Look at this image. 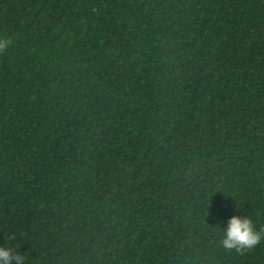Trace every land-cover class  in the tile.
<instances>
[{
	"label": "trees",
	"instance_id": "obj_1",
	"mask_svg": "<svg viewBox=\"0 0 264 264\" xmlns=\"http://www.w3.org/2000/svg\"><path fill=\"white\" fill-rule=\"evenodd\" d=\"M0 246L26 264H264V0H0Z\"/></svg>",
	"mask_w": 264,
	"mask_h": 264
},
{
	"label": "clouds",
	"instance_id": "obj_2",
	"mask_svg": "<svg viewBox=\"0 0 264 264\" xmlns=\"http://www.w3.org/2000/svg\"><path fill=\"white\" fill-rule=\"evenodd\" d=\"M11 40L0 38V53L10 46ZM264 241V231H258L253 220L247 216H231L222 230L221 245L226 250L243 251ZM0 264H26V257L17 248L0 246Z\"/></svg>",
	"mask_w": 264,
	"mask_h": 264
}]
</instances>
